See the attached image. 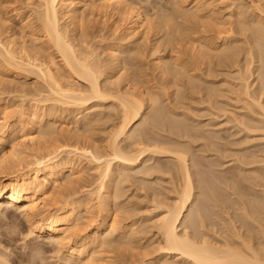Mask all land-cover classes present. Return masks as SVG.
I'll use <instances>...</instances> for the list:
<instances>
[{"label": "bare ground", "instance_id": "bare-ground-1", "mask_svg": "<svg viewBox=\"0 0 264 264\" xmlns=\"http://www.w3.org/2000/svg\"><path fill=\"white\" fill-rule=\"evenodd\" d=\"M18 1L32 12V17L27 14L21 20L30 27L31 36L27 40L25 35L17 37L16 32L9 31L7 19L1 16L4 6L0 0V73H10L12 80L28 79L33 73L42 80L46 94H29L23 85L15 87L22 103L27 96L30 103L24 99L20 110L13 108L16 113H11H18L13 124L6 121L12 116L8 115L11 110L7 112L13 107H9V98L4 103L1 100L5 98H0V111L7 116L0 122V215L10 220L11 227L17 225L21 213L29 226L27 235L49 237L66 263L105 264L106 252L139 249L144 254L139 255L138 264H264V0H221L218 5L223 7L214 0H172L173 8L159 9L155 19L154 13L150 16L144 12L136 0ZM94 12L117 15L112 23L121 21L123 26L119 37L108 46L107 62L100 58L97 46L84 42L88 34L83 22ZM113 28L118 32L119 27ZM140 41L147 42L146 49ZM146 50L152 72L162 76V89L151 86L141 71L138 58ZM166 52L170 54L165 56ZM129 64L135 70L131 71ZM4 82L1 78L0 84ZM122 82L125 89L120 87ZM45 101L51 104L38 106ZM189 101L204 103V109L213 113L222 111L220 115L224 113L228 122H234L230 123L232 128L237 126L244 136L234 138L237 134L233 131L231 137L227 134L231 129L224 128L227 125L197 121L201 112L193 114L196 109ZM106 105L110 112L103 114ZM59 110L79 115L80 124L74 133H68L69 126L65 133L66 127L58 131L54 125ZM105 118L113 121L101 140L94 137L93 130ZM19 129L23 132L21 140L15 137ZM222 129L234 138L230 140L234 146H245L231 145L234 154L240 152L237 157L238 153L231 154L239 161L232 170H222L224 163L219 162L223 164L221 170L211 166L209 172V161H214L215 169L221 164L215 166L216 158L210 160L215 155L209 158L204 152L223 142L219 141ZM198 138L206 141L198 144L202 145L197 150ZM253 139L263 142L250 144ZM203 144L206 149H202ZM200 150L203 154L196 152ZM82 159L93 164L99 175L96 196L86 199L75 189L61 195L57 192L62 187L60 179L67 184L74 181ZM50 182L57 185L60 194L57 197L56 193L53 201L49 198ZM128 182L134 185L133 192L145 190L143 197L152 203V209L144 211L140 201L130 203ZM234 194L237 197L233 198ZM91 204L105 216L91 223L90 235L80 233L75 239L83 224L79 212H89ZM214 206L220 208L216 213ZM235 206L242 210L237 214L240 218L233 215L239 211H230ZM217 212L222 220L235 216L238 222L241 218L245 221L240 227L233 218L237 225L230 221L227 228L234 226L235 233L224 237L232 232L228 228L222 238L219 234L226 228L224 222L221 225L225 228L216 233L219 227L211 230L217 225L212 218V214L219 216ZM121 213H126V218L118 217ZM249 219L257 223L259 231L250 227L253 223ZM210 221L215 225L210 226ZM39 244H32L30 252L21 258L29 264H41ZM150 254L155 256L146 260ZM3 255L0 264H9Z\"/></svg>", "mask_w": 264, "mask_h": 264}, {"label": "rangeland", "instance_id": "rangeland-1", "mask_svg": "<svg viewBox=\"0 0 264 264\" xmlns=\"http://www.w3.org/2000/svg\"><path fill=\"white\" fill-rule=\"evenodd\" d=\"M3 3V6L4 7H2L3 8V10L1 11V16H2V18L5 16V18L7 19V20H5V22H7L8 21V24H7V27H8V29H9V31L12 33V34H14L15 32V34H18L17 35V37H19V36H23V35H25V39H27V40H29L30 39V27L28 26V28L27 27H25V26H27L25 23H23L22 24V17H24V16H26L27 14L28 15H32L31 13L32 12H30V9L28 8V7H21V3L18 1V0H16V1H18V2H16L15 3V0H1ZM135 1V0H134ZM209 1H212V0H209ZM214 1H218V2H216L217 3V6L218 7H223L224 5H218V3L221 1V0H214ZM171 2V3H170ZM169 3V4H168ZM20 4V5H19ZM135 4H137V6H139V8H141V9H143L144 10V12H146L147 14H150V16L152 15V18H154V17H156V14L158 13V11H159V9H162V8H168V9H171V8H173V5H172V0H136L135 1ZM166 4V5H165ZM83 4L80 2V3H78V6L79 7H81ZM160 6V7H159ZM170 6V7H169ZM31 7H33V5H31ZM82 8V7H81ZM156 9H158V10H156ZM2 13H3V15H2ZM6 14V15H5ZM96 15V16H95ZM109 16L111 17V19H110V17H108V14H104L103 15V13L102 12H94L93 13V15H92V17L90 18L89 17V19H88V17H87V19L83 22V26H84V28H85V32L88 34H86L87 36H86V41H84L85 43H86V45H88L87 43H89V45H95V46H97V51L101 54L100 55V58H102V60H104V62H107L108 61V59H109V55H108V46L110 47V46H112L111 44L112 43H114L115 42V40L117 39V37H119V35H120V33H121V31H123L122 29H123V26H122V24H121V21L119 22H116V24L115 23H112V22H114V20H117V15H115V16H111L110 14H109ZM32 17V16H31ZM109 19H108V18ZM5 18H3V19H5ZM106 19V20H105ZM109 21H108V20ZM155 19V18H154ZM90 20H92V21H90ZM98 20V21H97ZM104 20V21H103ZM111 20H113V21H111ZM106 21V22H105ZM108 22V23H107ZM106 25H105V24ZM112 23V25H110ZM119 23H120V26L122 27H120L119 26ZM115 24V25H114ZM112 26V27H111ZM25 27V28H24ZM106 27V28H105ZM113 27H119L118 29H116L118 32H116V31H114V29L115 28H113ZM24 28V29H23ZM87 28V29H86ZM23 29V30H22ZM110 29H112V30H110ZM87 30V31H86ZM115 32V33H114ZM23 33V34H22ZM25 33V34H24ZM117 33V34H116ZM116 34V35H115ZM152 34H154V33H152ZM149 35L150 36V39L151 40H153V38H154V35ZM29 36V37H28ZM115 36V37H114ZM28 37V38H27ZM88 39V40H87ZM93 44H92V43ZM95 42V43H94ZM141 42V45H142V48H145L146 49V45H147V42H143V41H140ZM85 43L83 44L84 45V47H85ZM99 43H102V44H100L99 45ZM144 43H146V44H144ZM81 45H82V43H81ZM83 45H82V47H83ZM140 45V46H141ZM100 49V50H99ZM107 50V51H106ZM103 51V52H102ZM144 54V55H143ZM142 54V56L141 57H139L138 58V61H140V63H139V66H140V68H141V71H143L144 73H143V75L144 74H147V75H145L146 77V79L147 78H149L148 79V83L149 84H151V86L153 85V86H157L158 88H160V89H162V87H164V85L162 86V84H164L163 82V79H162V76L158 73H153L152 71H153V68H152V65L150 64L151 62H150V59L151 58H148V57H150L149 55H147L148 53H147V50L146 51H144V53ZM165 54V56H167V55H169L170 53H164ZM163 54V55H164ZM57 54L55 53V55L53 54V56L54 57H58V56H56ZM144 57V58H143ZM105 59H106V61H105ZM143 59V60H142ZM57 60V59H56ZM57 62H58V65L59 66H61L62 65V63H61V61L60 60H57ZM130 62H131V60H130ZM129 62V63H130ZM132 63H133V60H132ZM131 64V63H130ZM130 64H129V67H130ZM132 65V64H131ZM134 66V65H133ZM128 67V66H127ZM128 67V68H129ZM132 67H130V69H131ZM134 68V67H133ZM133 70H135V68L134 69H131V71H133ZM130 71V70H129ZM147 71V72H146ZM149 71H150V73H149ZM146 72V73H145ZM152 72V73H151ZM32 75H29V77H27L28 79H22V78H20V79H18V78H14L13 80L10 78L11 76H10V73H0V79L1 78H3V80L5 79L6 80V82H4L3 83V85L2 84H0V85H2V86H0L1 88H0V98H5V99H3L4 101H2L1 100V102L2 103H4L5 102V100H7L8 98H9V102H8V104H9V107H11V106H13L11 109L9 108L8 110H7V112H9L10 110V113L12 112V113H16V110L18 109V110H20L19 108L20 107H22L21 105H23L24 103H26L27 102V104L28 103H30L29 102V100H27V98H28V96H27V98L25 97V98H22L23 99V102L24 103H22V100L20 99V93H17V91H15V87H20V86H22L23 85V88H24V90L27 88V90H25V91H28V93L29 92H31L32 94H37V92H39V91H42V93H44V94H46L45 93V91L43 92V89L44 88H42V87H44L42 84H43V82H42V80H40V78H38L35 74H33V73H31ZM150 74V75H149ZM3 75V76H2ZM156 75V76H155ZM6 78H5V77ZM13 78V77H12ZM160 78V79H159ZM150 80V81H149ZM152 81V83H150ZM161 82V83H160ZM9 83V84H8ZM154 83V84H153ZM124 84H125V82H122L121 83V85L122 86H120V87H122V89H125V87H124ZM5 85V86H4ZM160 86V87H159ZM3 87H4V89H3ZM40 88V89H39ZM38 89V90H37ZM42 89V90H41ZM3 90V91H2ZM35 92H34V91ZM8 91L10 92V93H8ZM31 93H29V94H31ZM35 96V95H34ZM30 98H33L32 97V95H30L29 96ZM37 97V96H36ZM24 99L26 100V102L24 101ZM29 99V98H28ZM12 101V102H11ZM31 102H33L32 100H31ZM46 102V103H45ZM45 102H43V103H39L38 104V106L39 107H45L46 108V105L48 106L49 104H51V102L50 101H45ZM190 102V101H189ZM188 102V103H189ZM198 103V102H197ZM197 103H194V104H192L191 102L189 103V104H191V105H189V106H191L192 107V109H196V110H194L193 112H195V113H193V114H195L196 115V112H198V113H200V114H198V115H196L197 116V118H199V119H197V121H202V122H206V123H211V121H212V123L214 122V123H217L218 125L219 124H221L222 125V127H224V126H226V127H224L226 130H228L229 131V129H231V131H227L226 132V130L225 129H222V132H221V139H219V141L221 142V140L222 139H224V140H222L224 143L226 142V143H228V142H230V140H233L236 136H237V138H239V135H240V137H243L244 136V133H242L241 132V134H240V130H236V127L235 128H232V127H234V126H232L233 124H234V122L233 121H231V122H228L227 120V116H225L224 115V113H222V115H220V113L222 112V111H218V114L220 115H218L217 114V112L215 111V113H213L212 112V110H210V109H207V108H205L204 109V107H205V104L204 103H199V104H197ZM196 104V105H195ZM200 104H202V105H200ZM25 105V104H24ZM108 105V104H107ZM107 105L104 107V108H106L105 110H103L102 109V112H103V114H107L108 112H110L109 111V109H108V107H107ZM195 108H194V107ZM203 106V107H202ZM19 107V108H18ZM191 107H189L190 109H191ZM13 108H15V109H13ZM199 108V109H198ZM200 109H202L201 111H200ZM207 109V110H206ZM15 110V111H14ZM17 110V111H18ZM14 111V112H13ZM59 111H61V110H59ZM58 111V112H59ZM182 111V110H181ZM204 111V112H203ZM209 111H211L212 113H209L208 114V112ZM56 113V116L58 115V116H60V117H58V118H56V121H55V123H54V125L56 126V128L58 127H61V128H63L64 130H65V127H66V130L64 131L65 133H67L68 132V130H67V126H69L68 127V129H69V132L68 133H74V131H76L75 129V127H77L80 123V117H78L79 115H77L76 114V112H74V113H72L70 110H67V111H65V112H63V111H61V112H59V113ZM185 112H187V111H185ZM206 112H207V114H206ZM8 114L9 116L10 115H12V116H8L9 117V120H8V118H7V120H6V118L5 117H7V116H5V114H4V116H3V114L1 113V111H0V122H3V119L2 118H4V120H6L8 123H10V124H13L14 122H15V120L17 119L16 117L18 116V113L16 114V115H13L12 113L11 114ZM14 113V114H15ZM188 113V112H187ZM192 112H190L188 115H189V117H190V122H192V121H194V116L193 115H190ZM206 115H205V114ZM204 114V115H203ZM212 114H217V115H214V117L212 116ZM76 115H77V117H76ZM3 116V117H2ZM191 116H193V117H191ZM199 116V117H198ZM217 116V117H216ZM200 117H202V118H200ZM217 119H216V118ZM222 117V118H221ZM55 118H50V119H52V120H55ZM191 118H193L192 120H191ZM115 119V118H114ZM227 119V120H226ZM104 120V119H103ZM103 120H101L100 122H97L96 124H95V126L97 127V129H96V127L94 128V132H93V134H94V137L95 138H98V139H101L102 140V138H104L105 136L104 135H108L107 133H109V129L111 128V123H112V121H113V119L112 120H106V118H105V120L103 121ZM225 120V121H224ZM58 121V122H57ZM79 121V122H78ZM103 121V122H102ZM109 121V122H108ZM224 121V122H223ZM107 122H108V124H107ZM111 122V123H110ZM195 122H196V117H195ZM194 122V123H195ZM223 122V123H222ZM227 122H228V124H227ZM64 123V124H63ZM70 123V124H69ZM78 123V124H77ZM100 123V124H99ZM197 123V122H196ZM195 123V124H196ZM230 123H233V124H230ZM192 124V123H191ZM224 124V125H223ZM62 125H63V127H62ZM65 125V126H64ZM193 125V124H192ZM16 128H19V127H16ZM61 128H59L58 129V131L61 129ZM108 129V130H107ZM237 129H239V128H237ZM17 130V129H16ZM72 130V131H71ZM225 130V131H224ZM233 131H234V133H235V131H236V134L237 135H234L233 134ZM237 131L239 132V133H237ZM17 133H18V135H15V137L17 138L18 137V139L22 136V134H23V132H21V130L19 129V131H16ZM224 132V133H223ZM17 133H15V134H17ZM22 133V134H21ZM38 132H36V134H37ZM63 133V132H62ZM105 133V134H104ZM229 135V133H230V136L231 137H233L232 135H231V133L234 135V138H232L231 139V137L229 136L228 137V135ZM38 135V134H37ZM224 135H227V136H224ZM102 136V137H101ZM223 136V137H222ZM224 137H228V138H230L229 140H228V138H224ZM22 138V137H21ZM39 138H41V137H39ZM17 139V140H18ZM200 139V140H199ZM226 139H227V141H226ZM19 140H21V139H19ZM198 140L200 141H198L197 142V144L195 145V147L196 146H198V144H200V143H204L205 141H206V139H205V141H204V139H202V138H198ZM202 140V141H201ZM196 141H197V139H196ZM219 143V145L218 146H215V147H213V146H211V152H210V150L208 151V150H205L206 152H204V154H206L207 156L209 155V158H210V155H215V157L214 156H211V158H210V160L211 159H215L216 158V160L218 161V163L216 162V164L217 165H215V166H218L219 164H221V163H224V165L223 164H221V165H219L218 167H216V169L215 168H213L214 167V165L213 164H215L214 163V161H213V164H211V161H209L208 159V157H204V158H202V159H205V160H207V162H208V167H207V165H206V167H207V169L208 168H210V170H211V166H213L212 167V169H214V170H221V166L223 165L224 167H222V168H224V169H222V170H225V168H226V170H228L227 169V167L228 168H230L231 170L234 168V166H232V165H237L238 163H239V161L237 160V158H235V156H232L231 154H233V155H236L238 152L236 151V154H234V152H232L231 150H233V151H235V149L233 148V144L230 142V143H228V144H224V143ZM252 142V143H251ZM250 142V144H256V143H262L263 142V140H259V139H253L252 141ZM97 143V142H96ZM97 144H100V142L99 143H97ZM205 144V143H204ZM203 144V145H204ZM220 144H222V145H220ZM202 145V144H201ZM201 145H199V146H201ZM226 145H229V146H226ZM231 145H233V146H231ZM32 147H35V146H33V145H31ZM196 147L197 148V150L200 148V147ZM220 146H221V148H220ZM243 146H245V145H237V147H239V148H241V147H243ZM203 148L202 149H206V147H205V145L204 146H202ZM225 147H228L229 149H227V151L225 150ZM232 147V148H231ZM235 148H237L236 147V145L234 146ZM217 148H219V150H220V152L218 151V149ZM223 148V149H222ZM201 149V148H200ZM213 149H214V151H213ZM194 150H195V148H194ZM222 150H225V153L222 151ZM215 151L216 152H218V153H215ZM196 152H200V153H202V151L200 150V151H196ZM208 152V153H207ZM227 152V153H226ZM199 153V154H200ZM211 153V154H210ZM215 153V154H214ZM219 153H223L222 154V156H223V159H222V156H221V154L219 155ZM196 155H198V153H195ZM194 154V155H195ZM203 154V153H202ZM218 154V155H217ZM239 155H236V157L237 156H240V152L238 153ZM195 155V156H196ZM217 155V156H216ZM229 155V156H228ZM199 156V155H198ZM202 156V155H201ZM200 156V157H201ZM221 156V161H220V157ZM232 156V157H231ZM213 157V158H212ZM206 158H208V159H206ZM218 158H219V160H218ZM252 158V157H251ZM235 159L237 160V162L235 161ZM248 159H250V157L248 158ZM253 159V158H252ZM160 160L162 161V163H167L166 162V160L164 159V158H160ZM204 160V163H207L206 161ZM203 161V160H202ZM236 163H235V162ZM88 161H84L83 159H82V162L76 167V172L77 173H75V175L74 176H77L76 178L78 179H74V181H70L68 184L67 183H64V182H67V181H64V180H62V178H61V176H60V180L61 181H59L60 182V184L62 183V187L61 186H59L58 187V191L56 190V186H55V184H53V183H51L50 182V184L48 185L49 187H50V189H49V191L51 190V192H49L50 194V196L51 197H49V198H53L54 199V196H55V198H57V197H59V195L60 194H58V193H60L61 192V195H63V193H68V191L69 192H72V191H74L73 189H75V191L74 192H77V195L78 196H81V197H84V196H86V197H84V198H89L90 196H92V197H95L96 196V192H97V187H98V185H99V182L98 181H100V179H99V175H98V173L96 172V169L93 167V164H91V163H87ZM219 162H221V163H219ZM87 163V164H86ZM204 165V164H203ZM86 166V167H85ZM206 167H204L203 166V168H206ZM233 167V168H232ZM91 168H94V169H91ZM236 168V167H235ZM229 169V170H230ZM205 170V169H204ZM228 170V171H229ZM235 170V169H234ZM208 171H209V169H208ZM212 171V170H211ZM210 172V171H209ZM228 174V173H227ZM67 175H68V173H67ZM80 177H79V176ZM79 177V178H78ZM74 178V177H73ZM64 181V182H63ZM246 183V182H245ZM222 184V183H221ZM248 184V182L246 183V185ZM54 185V186H53ZM66 185V186H65ZM70 185V186H69ZM126 185H127V187L129 186V188H131V189H129V188H127L126 189V195L127 196H129L130 197V203H135V202H139L140 201V203H142V204H140V206L142 205V209L144 210V211H148V209H149V207L152 209V207H153V205H152V203H148L149 202V200L146 198V197H143L144 196V192H145V190H144V192L142 191V190H136V192H133V191H135V187H134V185H131V182L129 183H126ZM222 185H224V184H222ZM222 185H221V187H222ZM248 186V185H247ZM48 187V188H49ZM60 188V189H59ZM65 188H67V189H65ZM223 189H225L224 187H222ZM61 189H62V191H61ZM72 189V190H71ZM246 189H248V188H246ZM60 190V191H59ZM67 190V192H64V191H66ZM89 190L90 191H92L93 193L92 194H90V193H88L89 192ZM53 191H55V192H53ZM58 193H57V192ZM63 192V193H62ZM138 192V193H137ZM140 192V193H139ZM226 192L227 193H229L228 192V190H226ZM58 195H57V194ZM88 193V194H87ZM137 194L136 196H134L133 197V195H135V194ZM143 193V194H142ZM54 194V195H53ZM87 194V195H86ZM224 194H225V191H224ZM56 195H57V197H56ZM141 197H140V196ZM235 195V194H234ZM53 196V197H52ZM233 195H231V197H232ZM254 195H252V197H253ZM132 197V198H131ZM139 197V198H138ZM234 197H237L236 195L235 196H233V198ZM248 197L250 198V196H249V194H248ZM145 200H144V199ZM254 198V197H253ZM53 199H52V201H53ZM51 201V202H52ZM211 202V201H210ZM209 202V205L211 204V206H213L212 205V203H214V202H212V203H210ZM55 205H53V207H54ZM91 206H92V204H91ZM90 206V207H91ZM145 207V208H144ZM215 207V206H214ZM238 208V206H235V209H237ZM150 209V210H151ZM213 209V208H212ZM211 209V210H212ZM234 208L232 209V210H230L231 212H234V213H236L237 211H239V212H237L236 214H233V215H235V216H237V214L239 215V213H240V211H242V210H240V209H237L236 211H234L235 210ZM91 210V211H90ZM90 210H89V212H79L80 214H79V216H81V217H83L82 218V220H81V222H83V224H82V227L80 226V230L78 229V232H77V234L78 235H76V237H75V235H74V238L75 239H78L79 238V234L82 236L83 234L84 235H90L91 233V230H92V228H93V224H95V223H97V222H99L100 220H102V218L105 216V213L104 212H102V211H100L98 208H97V206H92V208H90ZM215 210H220V208L218 209V208H214V210H212L213 212L215 211ZM221 212V211H220ZM89 213V214H88ZM215 213H216V211H215ZM218 214H219V212H217ZM119 214V213H118ZM126 213H121L120 214V216L118 215V217H121L122 216V218L123 217H125L126 218V216H127V214L125 215ZM22 214L21 213H19V219L17 220V221H19V223L16 221V223H17V225L15 226V223H13L12 225H14L13 227H11V222L10 223H8L10 220L9 219H7L6 217H5V219L3 218L4 217V215H0L1 217H0V254H4L3 256L5 257V258H8L7 259V261H8V263L9 264H24L25 262H27V261H25L23 258H21V255H23V254H27V253H29L30 252V250H29V248H30V246L33 244H37L38 245V243H40L39 244V247H41V252H39V254L40 255H38L39 257H41V255H42V258L43 259H41V260H43V261H41L40 260V263L42 264L43 262L45 263V264H65L66 262H64V261H62L60 258V255L57 253V249L55 248V245L49 240L50 238L49 237H47L46 235H43V236H37V238L35 237V236H33L32 234L31 235H27V234H29V226H28V223L25 221L26 219H24V217H23V215L21 216ZM214 214H212V218H213V222H215L217 225H215V224H213L211 221H210V226H211V224H213V225H215V227H213V225H212V232H213V230L215 231L218 227V230H216L215 231V233L216 232H218L220 229H221V227L223 226V228H225L224 226L225 225H221V224H223V222H224V224H226V228L224 229V231L221 229L220 230V232H222V234L220 233H217V236H218V234H219V236H222V235H224L225 233L224 232H226V229H228V228H231V227H228L227 228V226H228V224L230 223V221L231 222H233V223H231V224H234L235 222H237L238 223V225H240V227L243 225V221H245V220H243L242 218H241V220L242 221H240V222H242V223H240V222H238L239 221V219L238 218H240V217H238V218H234L233 217V215H231L236 221L234 222V219L233 218H231L230 219V215L228 216L229 217V219H230V221L228 220V218L225 216V220L227 221V223L225 222V220L223 219L222 220V218L220 217V214H219V216H216V215H214ZM221 215H225V213H224V211H223V214H222V212H221ZM241 215V214H240ZM3 216V217H2ZM217 217V219L215 218L214 219V217ZM220 217V218H219ZM227 218V219H226ZM7 219V220H6ZM212 220V219H211ZM220 220V221H219ZM222 220V221H221ZM126 221H128V220H126ZM249 221H250V224H251V222L255 225V227L253 226V224H252V226H250L251 228H254V229H256V231L258 230V229H260V228H258L257 229V226H256V224L251 220V219H249ZM249 221H247L246 220V222L245 223H249ZM91 223H93V224H91ZM244 223V224H245ZM8 224H9V226H8ZM242 224V225H241ZM235 226L237 225V224H234ZM209 226V227H210ZM217 226V227H216ZM229 226H232V225H229ZM245 226V225H244ZM243 226V228H245ZM249 226V225H248ZM11 227V228H10ZM233 228H231V230H232V232H230L228 235H224V237H227V236H230V234L232 233V234H234L235 232H233V230H234V226H232ZM239 227V226H238ZM238 227H236L237 229H238ZM239 227V228H240ZM259 227V226H258ZM211 228V227H210ZM210 228H208V230H210ZM215 228V229H214ZM248 228V227H247ZM246 228V230H249V228L247 229ZM12 230V232H10ZM228 230H230V229H228ZM236 230V229H235ZM238 230H241V231H245V229H243L242 230V228H240V229H238ZM251 231H252V229H251ZM254 231V230H253ZM259 231V230H258ZM211 232V231H210ZM210 232H208L209 234H210ZM212 232H211V234H212ZM227 232H229V231H227ZM226 232V233H227ZM248 232H250V230L248 231ZM248 232H247V234H248ZM214 233V234H215ZM245 233V232H244ZM250 233H252V232H250ZM214 234H212V235H214ZM25 235H26V237H25ZM83 235V236H84ZM28 237V238H27ZM213 237H215L216 238V234H215V236H213ZM223 236H222V238H224ZM231 237H232V235H231ZM219 238V240H222L220 237H218ZM38 242V243H37ZM43 247V248H42ZM2 251V252H1ZM4 251V252H3ZM43 251V252H42ZM56 251V252H55ZM141 251L139 250V249H133V250H127V251H124V250H119V249H115V250H112V251H110V252H106V253H104V255H103V257H104V259H105V264H138L139 262V260L141 259L140 258V256H142L143 257V255H141V254H144V253H140ZM143 252V251H142ZM147 252V251H146ZM8 255V256H7ZM140 255V256H139ZM152 254H150L149 256H147L146 257V260H150L151 258H153L154 256H155V254H153L152 256H151ZM38 257V258H39ZM63 257V256H62ZM45 260V261H44ZM47 260V261H46ZM38 261H39V259H38ZM67 261V260H66ZM76 260H70L69 261V263L70 264H77V262H75ZM23 262V263H22ZM136 262V263H135ZM43 263V264H44ZM69 263H66V264H69ZM26 264V263H25ZM27 264H29V262H27Z\"/></svg>", "mask_w": 264, "mask_h": 264}]
</instances>
